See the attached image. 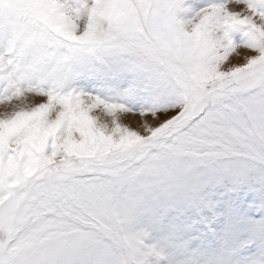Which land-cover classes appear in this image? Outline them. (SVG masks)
I'll use <instances>...</instances> for the list:
<instances>
[{"label": "snow or ice", "instance_id": "snow-or-ice-1", "mask_svg": "<svg viewBox=\"0 0 264 264\" xmlns=\"http://www.w3.org/2000/svg\"><path fill=\"white\" fill-rule=\"evenodd\" d=\"M0 264H264V0H0Z\"/></svg>", "mask_w": 264, "mask_h": 264}]
</instances>
